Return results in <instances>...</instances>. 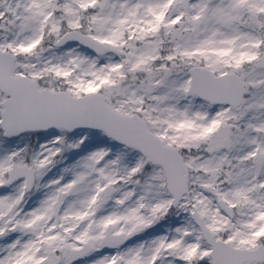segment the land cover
Here are the masks:
<instances>
[{"label":"snow or ice","instance_id":"1","mask_svg":"<svg viewBox=\"0 0 264 264\" xmlns=\"http://www.w3.org/2000/svg\"><path fill=\"white\" fill-rule=\"evenodd\" d=\"M0 264H264V0H0Z\"/></svg>","mask_w":264,"mask_h":264}]
</instances>
